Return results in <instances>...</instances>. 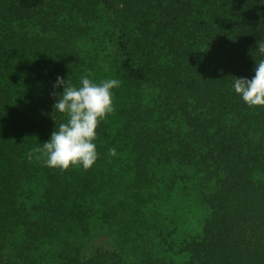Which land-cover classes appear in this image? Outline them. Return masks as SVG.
Listing matches in <instances>:
<instances>
[{
  "label": "trees",
  "instance_id": "16d2710c",
  "mask_svg": "<svg viewBox=\"0 0 264 264\" xmlns=\"http://www.w3.org/2000/svg\"><path fill=\"white\" fill-rule=\"evenodd\" d=\"M98 9L120 57L115 112L97 129L94 166L47 167L33 150L67 119L54 85L85 76L79 22ZM258 41L264 0H0V264H174L81 244L118 172L147 187L154 164L192 167L204 185L210 213L180 264H264V107L233 87L255 76ZM35 179L44 189L28 205L22 187Z\"/></svg>",
  "mask_w": 264,
  "mask_h": 264
},
{
  "label": "rangeland",
  "instance_id": "374dc122",
  "mask_svg": "<svg viewBox=\"0 0 264 264\" xmlns=\"http://www.w3.org/2000/svg\"><path fill=\"white\" fill-rule=\"evenodd\" d=\"M79 24L84 31L77 36L76 45L86 60L84 75L96 82L115 78L123 83L120 57L111 42L113 25L104 11L98 9L93 21L80 20ZM18 28L30 34L39 30L25 23ZM130 177L118 172L103 192L102 209L81 242L85 253L100 248L129 262H140L146 256L174 264L185 262L188 254L182 252L183 240L200 236L210 213L202 200L201 176L189 166L154 164L147 187L133 186ZM43 189V179L28 181L22 187L25 202L30 205L39 200ZM10 254L12 258V251Z\"/></svg>",
  "mask_w": 264,
  "mask_h": 264
},
{
  "label": "clouds",
  "instance_id": "9594fccd",
  "mask_svg": "<svg viewBox=\"0 0 264 264\" xmlns=\"http://www.w3.org/2000/svg\"><path fill=\"white\" fill-rule=\"evenodd\" d=\"M257 50L264 53V42L258 41ZM115 78L96 82L88 76H82L79 85L69 79L57 77L54 85L64 86L54 104V110L64 114L67 119L52 132L50 139L42 147L33 151L40 153L45 166L67 170L82 166L88 170L96 163L99 153L95 143L97 129L102 121L115 112L113 89L121 86ZM234 90L249 107H264V59L256 61L255 76L251 79L236 77ZM109 155H117L115 148L109 149Z\"/></svg>",
  "mask_w": 264,
  "mask_h": 264
}]
</instances>
